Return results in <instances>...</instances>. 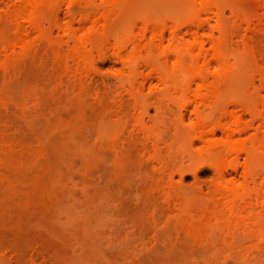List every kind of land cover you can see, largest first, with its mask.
<instances>
[{
	"label": "rangeland",
	"instance_id": "rangeland-1",
	"mask_svg": "<svg viewBox=\"0 0 264 264\" xmlns=\"http://www.w3.org/2000/svg\"><path fill=\"white\" fill-rule=\"evenodd\" d=\"M0 264H264L262 0H0Z\"/></svg>",
	"mask_w": 264,
	"mask_h": 264
},
{
	"label": "bare ground",
	"instance_id": "bare-ground-1",
	"mask_svg": "<svg viewBox=\"0 0 264 264\" xmlns=\"http://www.w3.org/2000/svg\"><path fill=\"white\" fill-rule=\"evenodd\" d=\"M262 2L264 4V0H262ZM201 10L203 12L208 11L209 10L208 5L202 4ZM220 16H221V14L219 12H217L216 17L219 19ZM66 30L69 33L70 28H67ZM204 44H205V42L197 35V32H196L195 35L193 36L192 41L188 44L189 51L191 53L195 54V56L198 58L203 54ZM209 65H210V63H207V66H209ZM196 77L200 81V83L198 84V94H197V98H199V97H201V95L199 94L200 91L205 89V88L207 89V85L205 82L206 79L204 77L203 71H199L197 73ZM194 80L195 79H193L192 81L194 82ZM201 105H203V101H199L196 103V105L194 107V111L196 113L200 112ZM182 118H184V117H182ZM221 131L225 135L224 139L222 140L223 145L229 146L234 141L235 135H241L245 131V127L241 124L240 119L238 117H233L231 120L227 121L225 124L222 125ZM203 136H204V134L202 133L200 135V137L202 138ZM211 146H213V145H210V147ZM218 173H219V176L221 178H224L225 173L222 169H219ZM223 191H224V193L234 194V193H236L237 188H230V187L226 186Z\"/></svg>",
	"mask_w": 264,
	"mask_h": 264
}]
</instances>
